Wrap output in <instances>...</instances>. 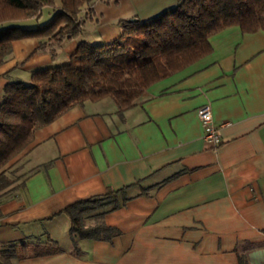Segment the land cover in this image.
I'll list each match as a JSON object with an SVG mask.
<instances>
[{
	"label": "crops",
	"instance_id": "crops-1",
	"mask_svg": "<svg viewBox=\"0 0 264 264\" xmlns=\"http://www.w3.org/2000/svg\"><path fill=\"white\" fill-rule=\"evenodd\" d=\"M179 0H103L80 39L111 44L120 21H149ZM40 50L12 43L0 66V101L10 82L67 63L79 40ZM212 52L151 86L118 113L110 99L75 106L35 133L24 152V188L0 204V249L25 254L15 264H264V31L227 28ZM209 105L221 144L203 139L198 109ZM126 188L104 222L111 241L78 239L64 212L76 202ZM37 246L62 252L33 256Z\"/></svg>",
	"mask_w": 264,
	"mask_h": 264
},
{
	"label": "trees",
	"instance_id": "trees-1",
	"mask_svg": "<svg viewBox=\"0 0 264 264\" xmlns=\"http://www.w3.org/2000/svg\"><path fill=\"white\" fill-rule=\"evenodd\" d=\"M96 1L0 0V66L11 57L15 41L37 39L46 51L52 43L80 39L95 21ZM130 20L120 21L122 35L111 44L80 39L67 63L33 72L30 83L6 85L0 101V204L24 188L31 172L24 152L38 130L87 102L110 99L120 114L135 107L151 86L208 56L213 35L234 26L243 33L264 31V0H179L149 21ZM125 190H110L64 211L77 253L78 239L111 241L120 234L105 224L104 216L124 204ZM62 251L37 246L32 255ZM21 252L16 245L0 249V264H15L26 256ZM240 264H246L243 256Z\"/></svg>",
	"mask_w": 264,
	"mask_h": 264
},
{
	"label": "built area",
	"instance_id": "built-area-1",
	"mask_svg": "<svg viewBox=\"0 0 264 264\" xmlns=\"http://www.w3.org/2000/svg\"><path fill=\"white\" fill-rule=\"evenodd\" d=\"M198 116L204 131V141L212 147H218L221 144V136L219 128L214 121L211 107L209 105L200 107L198 109Z\"/></svg>",
	"mask_w": 264,
	"mask_h": 264
},
{
	"label": "rangeland",
	"instance_id": "rangeland-1",
	"mask_svg": "<svg viewBox=\"0 0 264 264\" xmlns=\"http://www.w3.org/2000/svg\"><path fill=\"white\" fill-rule=\"evenodd\" d=\"M46 20H47V19H44V22H45ZM42 23H43V22H42ZM22 163H23V161L17 162L15 167H18V166L21 165ZM88 223H91V221H89Z\"/></svg>",
	"mask_w": 264,
	"mask_h": 264
},
{
	"label": "water",
	"instance_id": "water-1",
	"mask_svg": "<svg viewBox=\"0 0 264 264\" xmlns=\"http://www.w3.org/2000/svg\"><path fill=\"white\" fill-rule=\"evenodd\" d=\"M136 20H130V22H135Z\"/></svg>",
	"mask_w": 264,
	"mask_h": 264
}]
</instances>
